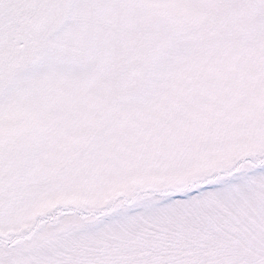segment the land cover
<instances>
[{
	"label": "snow or ice",
	"instance_id": "obj_1",
	"mask_svg": "<svg viewBox=\"0 0 264 264\" xmlns=\"http://www.w3.org/2000/svg\"><path fill=\"white\" fill-rule=\"evenodd\" d=\"M0 264H264V0H0Z\"/></svg>",
	"mask_w": 264,
	"mask_h": 264
}]
</instances>
